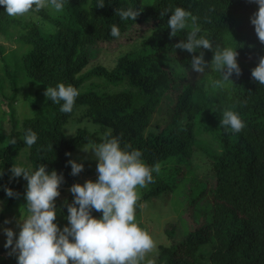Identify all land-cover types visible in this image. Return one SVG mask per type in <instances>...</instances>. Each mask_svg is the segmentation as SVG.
Masks as SVG:
<instances>
[{"label": "trees", "instance_id": "obj_1", "mask_svg": "<svg viewBox=\"0 0 264 264\" xmlns=\"http://www.w3.org/2000/svg\"><path fill=\"white\" fill-rule=\"evenodd\" d=\"M97 2L65 0L63 10L68 14L61 17H52L46 9L32 12L51 29L27 18L31 13L11 18L0 5V35L8 39L15 36V42L30 45L18 63L24 74L46 87L71 84L80 93L71 113L60 111L62 101L57 104L45 97L41 105L32 104V115L23 117L20 130H11L8 142L0 146V201L17 198L25 202L26 190L19 178L10 179L9 171L18 150L25 146L33 169L43 163L48 171L55 169L63 174L60 192L66 193L68 203L72 202L69 189L78 182V175H71L70 156L66 153L72 154L86 143H99L101 138L100 132L86 128H78L73 136L66 137L63 125L79 111L78 121L86 119L102 131L111 130L122 147L129 144L140 150L150 167L167 162L175 165L163 174L153 171V182L141 190L137 218L142 201L173 193L186 175L185 166L212 178L210 188L204 179L201 188L195 190L191 188L193 182L201 179L190 180L185 198L187 205L209 212V218L179 240L171 237L169 244H159L157 264H202L203 258L208 264H264V85L251 77L258 58L264 55V44L250 22L258 5L250 0H151L148 5L142 0H104L105 6L98 8ZM130 6L142 10L136 21L122 20L115 14L116 9ZM176 7L198 18V35L209 39L214 48H237L241 75L233 74L234 83L213 90L210 81L221 79V73L210 68L198 75L192 71L194 54L203 51L206 60L214 50L201 48L193 54L175 48L174 44L186 39L190 29L170 38L167 20L171 13L161 17L160 12ZM113 24L120 30L118 38L110 34ZM136 41L139 48L118 56L113 67L100 63L89 66L92 51L112 52ZM2 52L0 45L1 58ZM167 57L180 71L169 67ZM1 70L7 78L10 76L6 63ZM165 105L170 109L158 121ZM226 109L240 115L245 122L242 131L220 126ZM13 121L18 128L19 121ZM28 129L37 134L31 148L23 140ZM13 139L15 145L11 144ZM81 173H87L85 165ZM96 178L97 172L90 176ZM5 187L19 196L8 197ZM207 192L210 198L202 202ZM56 205L57 218H66L65 203ZM93 215L100 213L93 211ZM207 245L210 251L202 252Z\"/></svg>", "mask_w": 264, "mask_h": 264}, {"label": "clouds", "instance_id": "obj_2", "mask_svg": "<svg viewBox=\"0 0 264 264\" xmlns=\"http://www.w3.org/2000/svg\"><path fill=\"white\" fill-rule=\"evenodd\" d=\"M256 3L258 9L251 15L250 22L254 26L259 41L264 44V0H250ZM4 11L11 18L24 17L32 12L51 8L61 12L65 0H0ZM104 0H98L96 7L103 8ZM142 10L128 7L118 8L115 14L122 20H134ZM171 13L167 20L170 28L169 37L190 29L187 37L174 44L176 49L196 53L198 49L214 50L210 62L204 59V52L193 55L190 61L192 71L203 74L206 69L221 73L222 78L211 80L213 90L224 88L233 74L241 75L238 64L237 48L219 46L213 47L209 39L198 35L201 27L197 17L182 7L174 10L164 9L160 16ZM190 21V22H189ZM110 34L118 38L119 28L113 24ZM169 67H176L172 58L167 57ZM251 77L260 85H264V55L258 58V64L251 70ZM46 99L61 104L60 111L69 114L73 111L76 98L80 95L78 89L71 84L58 83L55 87L47 86L44 92ZM220 126L233 132H240L245 122L240 115L231 109L223 111ZM70 135H73L70 133ZM24 143L31 148L37 140V134L28 129L23 137ZM17 141L13 139L11 144ZM82 151L91 153L97 160V178L86 179L83 183H73L69 189L73 196L67 206L68 224L61 228L57 219L56 199L60 196V186L64 176L52 169L47 170L45 164L32 169L21 164H12L11 178L23 177L27 181L24 193V208L16 221L18 235L12 228H5V248L9 254H15L17 264H153L148 259L156 249L155 241L150 233L142 228L137 221L136 210L140 200L138 189H143L153 182V171L159 172L160 165H147L142 159V152L129 144L121 146L120 138L113 136L111 130L102 134L99 143L82 146ZM70 156V153H66ZM71 175H79L83 162L72 159ZM3 170H0V176ZM8 197H17L19 193L5 187ZM93 211L100 213L93 215ZM10 221H5L9 223Z\"/></svg>", "mask_w": 264, "mask_h": 264}, {"label": "rangeland", "instance_id": "obj_3", "mask_svg": "<svg viewBox=\"0 0 264 264\" xmlns=\"http://www.w3.org/2000/svg\"><path fill=\"white\" fill-rule=\"evenodd\" d=\"M142 1L145 5H148L151 2V0ZM45 9L52 17H61L64 14H68L64 10L61 12H56L51 8ZM27 18L34 20L44 28L47 27L51 29V27L47 25L38 14L31 13V15L27 16ZM14 37L15 36H12V38L8 39L0 35V45L3 48V58L0 56V68L2 67L3 63H6L8 69L10 70V76L8 78L4 71H0V146L8 142L11 130L21 129V121L23 117L32 115V104L41 105L46 97L44 95L46 86L42 85L41 83L34 82L31 78L24 74L20 67H18L22 52H26L30 48V45H22L18 42H15L13 39ZM139 45V42L136 41L135 43L129 45H122L112 52L100 51V49L97 52L92 51L93 58L89 66L100 63L107 68H111L115 64L118 56L129 50L138 49ZM212 58L213 56H209L206 61L210 62ZM14 74L15 78L12 77ZM168 108L170 109V106L168 105L161 107V112L157 117L158 121H162L161 116L165 115V111H168ZM79 113V111L78 113L75 112V114L72 115L63 125L62 130L66 137L73 136L78 128H86L90 132H100L99 134L102 136L106 130L102 131L99 125L86 119L83 121H78L77 117L80 115ZM13 120L19 121L18 128ZM161 123V125H163V122ZM70 133L73 135H70ZM82 146L77 148L75 152L70 155V160L74 159L79 162L77 159H80L87 167V173H80L78 175L79 183H83L86 179H90V176L96 174L97 164V160L91 155V153L82 151ZM14 163L32 168L27 160V148L25 146H22L18 150V155L13 160L12 164ZM174 166L175 165L172 162L162 164L160 165V171L158 173L163 174ZM187 166H185L187 169L186 175L178 184V187L174 189L172 194L168 193L161 195L159 198H153L149 201H142L140 204L141 208L137 214V216H140L137 218V221L142 228H145L150 233L156 244L155 251L150 253L148 256V259H151L153 264H157V247L159 244H169L171 237H173L175 241L179 240L190 229L198 227L202 221L209 218V212H200L201 207L197 205L195 209L193 206L191 207L187 205L185 198H187V189L190 180L196 181L198 178L201 179L199 181L193 182L195 184L191 187L192 189H200L201 183H205L203 181L204 179L209 181L208 188H210L211 184L213 183L212 178H205L199 175L198 172L195 173L196 168H191L190 170V167ZM19 179L23 185V189L26 190L27 181L24 180L23 177H20ZM141 190L142 189H138L140 197L142 193ZM65 196L66 193L62 194L60 192V196L56 199V202L63 203L65 201ZM209 198L210 194L207 192L202 202H204V200L206 202V200ZM24 203L26 202L20 201L17 198L11 201L8 199L0 201V213H2V216L0 217V264H17L16 255H10V249L4 247L7 239L4 229L12 228L18 235L19 228L16 221L19 219L21 213L26 212ZM203 207L204 206L202 205V208ZM196 210H198L197 214ZM193 212L194 215L196 214L194 217L192 215ZM205 215H207V217H205ZM6 220L10 222L6 224ZM55 222L61 228L68 224L67 218H57ZM169 229L173 230L168 231ZM201 251L208 253L210 251V245L205 246L201 249ZM207 262V258L201 259L202 264H208Z\"/></svg>", "mask_w": 264, "mask_h": 264}]
</instances>
